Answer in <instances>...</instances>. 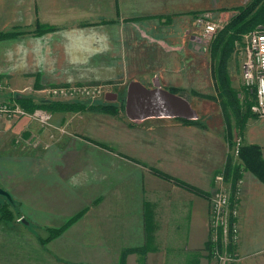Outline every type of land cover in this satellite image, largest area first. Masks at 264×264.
Masks as SVG:
<instances>
[{"label": "crops", "instance_id": "1", "mask_svg": "<svg viewBox=\"0 0 264 264\" xmlns=\"http://www.w3.org/2000/svg\"><path fill=\"white\" fill-rule=\"evenodd\" d=\"M248 1L0 0V33L16 32L0 39V76L15 90L125 91L130 81L199 90L195 16L221 20ZM243 128L239 139L264 158V117ZM225 135L222 124L134 123L98 109L53 111L47 125L0 119V187L10 195L0 202L11 215L0 219V264H120L124 252V264H210L208 197L228 158ZM237 222L235 264H264V183L248 170Z\"/></svg>", "mask_w": 264, "mask_h": 264}, {"label": "rangeland", "instance_id": "2", "mask_svg": "<svg viewBox=\"0 0 264 264\" xmlns=\"http://www.w3.org/2000/svg\"><path fill=\"white\" fill-rule=\"evenodd\" d=\"M211 16V15H210ZM218 24L217 32L223 27L225 22L229 19L227 15H225L224 19L217 20L212 18ZM210 38L204 37L200 34L199 43L201 47H203L202 51L200 52V58H196L195 67L200 71L202 76L200 89L193 90L189 87L185 89H178L177 93L182 94L191 104V106L197 112L198 120L204 124H207L211 127L217 126L222 124L225 129V139L227 141V157H230L232 162L239 166L243 171V165L239 159L233 160L230 156L231 146L229 141H233L240 137L243 132V126L245 122L252 117L249 111V105L254 100L253 90L247 89L244 87L242 78H241V65L243 60V52L244 48L246 47L247 40H248V33L242 34L240 39H236L229 49L227 53L226 61H225V72L227 77L230 81V87L235 91L234 94V101L232 100V96L226 94L225 89L220 85V79L214 81L212 77L213 69L217 71L218 61L211 57L210 52V43L217 35ZM219 55H217L218 57ZM73 88V91L66 95L61 96H53L47 97L44 93H39L35 87L15 90L14 88L11 89L9 84L5 81V78L0 76V97L1 101L7 99L13 95V93H18L20 95H28L32 98L33 103L37 104L41 100H52L54 102H64L67 104L72 105V107L76 106H87L98 107L99 105H110L114 106L116 111L113 113L124 112V99H125V91H121L120 86L115 83L100 85L98 87L94 86H82V85H66ZM188 86V84H186ZM89 88L95 87L92 92L93 93H85L82 92V88ZM166 90H173L171 87L164 88ZM99 90V91H98ZM116 93V100L114 101H107L104 98L105 93ZM16 101V100H15ZM18 103V102H17ZM19 104V103H18ZM20 105V104H19ZM24 110L31 112L32 110H27L26 108L22 107ZM39 109V107H36ZM34 108V109H36ZM43 109V108H40ZM46 110V109H43ZM49 111V110H46ZM54 111H62V109H56ZM64 111V110H63ZM53 112V111H49ZM112 113V112H110ZM240 142L242 144V139L240 138ZM233 143V142H232ZM0 203L7 205V202L1 201ZM6 219V218H0ZM19 220V218H18Z\"/></svg>", "mask_w": 264, "mask_h": 264}, {"label": "built area", "instance_id": "3", "mask_svg": "<svg viewBox=\"0 0 264 264\" xmlns=\"http://www.w3.org/2000/svg\"><path fill=\"white\" fill-rule=\"evenodd\" d=\"M194 22L204 37L210 38L218 30L217 22L207 12L198 13ZM241 78L244 87L253 90L254 100L250 111L257 117H264V25L253 29L248 34L243 52ZM94 88L83 87L81 90L82 92L92 91ZM72 91L73 88L66 85L43 87L38 90L39 93H44L50 98L66 95ZM24 116H29L42 125H47L51 119V112L40 108L28 112L21 108L12 96L0 102V119L15 120ZM232 142L230 156L236 160L239 157L241 142L239 138ZM214 182L217 184V190L209 197L208 216L211 264H235L237 261L235 246L239 234L238 198L242 185V171L233 184L231 180L225 178L221 171L214 176ZM226 182L229 184L227 187L224 186Z\"/></svg>", "mask_w": 264, "mask_h": 264}, {"label": "trees", "instance_id": "4", "mask_svg": "<svg viewBox=\"0 0 264 264\" xmlns=\"http://www.w3.org/2000/svg\"><path fill=\"white\" fill-rule=\"evenodd\" d=\"M234 13L229 17L227 22L223 25V27L217 32V35L210 43V52L211 57L215 60V58L218 61L217 71L213 69L212 71V77L214 81L220 79V85L225 89L226 94H229L232 96V100L234 101V94L235 91L230 87V81L227 77V74L225 72V61L227 57V53L229 52L231 44L236 41V39H240L241 35L248 33L249 31H252L253 29L264 25V0H249L247 3H245L242 6L233 8ZM39 24L36 25V28L39 29ZM16 34V32H1L0 33V39H3L5 37H10L12 35ZM217 55H219L217 57ZM172 92L177 93L176 90H170ZM12 97L18 102L22 107L26 108L27 110H33L36 107L43 108L49 111H54L56 109H62V110H70V111H76V110H85V109H91L87 106H76L72 107V105L64 103V102H54L52 100H41L39 103L35 104L32 101V98L28 95H20L18 93H15L12 95ZM249 105V111L250 106ZM94 109L107 111V112H115L116 109L114 106L110 105H99L98 107H94ZM252 116H255L252 114ZM183 123L189 124L194 123L198 124L202 128H205V124L198 121V120H182L178 119ZM227 135V134H226ZM230 146H232V141H229ZM239 159L243 165V170H248L252 174H254L260 181L264 183V158L262 156L261 147L257 144H241L239 147ZM240 168L238 165L234 164L230 157L227 158L226 164L221 172H223L225 178L227 180H231L232 184L233 182L239 177L240 175ZM155 174L158 176L172 180L173 182L185 186L197 193H200L195 187H192L191 185H188L184 181L176 178H172L169 175L153 170ZM209 198V197H208ZM0 218H11L10 213L6 210V206L2 203H0ZM75 219L72 218L70 220L71 222ZM69 221V222H70ZM68 222V223H69ZM67 224L64 226H61L59 228L51 229L49 232L48 238H53L55 236H58L65 228ZM206 253L208 258L212 260L211 255L209 253L210 244L207 241L206 243ZM125 256V252L122 254V259L120 261V264L123 263V259ZM211 264V263H210Z\"/></svg>", "mask_w": 264, "mask_h": 264}, {"label": "water", "instance_id": "5", "mask_svg": "<svg viewBox=\"0 0 264 264\" xmlns=\"http://www.w3.org/2000/svg\"><path fill=\"white\" fill-rule=\"evenodd\" d=\"M105 100H116L115 93H105ZM124 114L134 123L150 118H174L195 120L196 110L179 93L160 87L148 88L137 81H130L125 90ZM0 196L10 199L7 191L0 187Z\"/></svg>", "mask_w": 264, "mask_h": 264}, {"label": "bare ground", "instance_id": "6", "mask_svg": "<svg viewBox=\"0 0 264 264\" xmlns=\"http://www.w3.org/2000/svg\"><path fill=\"white\" fill-rule=\"evenodd\" d=\"M89 92H90V93H93L92 91H85V93H89Z\"/></svg>", "mask_w": 264, "mask_h": 264}, {"label": "flooded vegetation", "instance_id": "7", "mask_svg": "<svg viewBox=\"0 0 264 264\" xmlns=\"http://www.w3.org/2000/svg\"><path fill=\"white\" fill-rule=\"evenodd\" d=\"M116 94V93H115Z\"/></svg>", "mask_w": 264, "mask_h": 264}]
</instances>
